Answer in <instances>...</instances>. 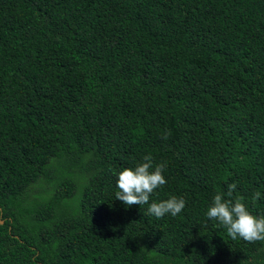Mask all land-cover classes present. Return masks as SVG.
I'll return each mask as SVG.
<instances>
[{"label":"trees","instance_id":"16d2710c","mask_svg":"<svg viewBox=\"0 0 264 264\" xmlns=\"http://www.w3.org/2000/svg\"><path fill=\"white\" fill-rule=\"evenodd\" d=\"M145 155L176 216L116 199ZM230 183L264 216V0H0V264H264Z\"/></svg>","mask_w":264,"mask_h":264},{"label":"clouds","instance_id":"9594fccd","mask_svg":"<svg viewBox=\"0 0 264 264\" xmlns=\"http://www.w3.org/2000/svg\"><path fill=\"white\" fill-rule=\"evenodd\" d=\"M168 135L166 132L162 138L166 140ZM165 169L166 163L163 162L154 166L151 155H145L134 168H123L117 173L116 199L129 207L148 204L147 212L156 218L181 213L186 206V201L182 197L171 196L166 200L150 203L154 191L167 183L163 175ZM236 188V183H230L227 185L226 193L215 194L207 208L206 216L223 226L233 240L240 238L249 243L264 241V216L253 215L243 202V197H236L233 200ZM260 197L261 193L257 191L253 194L252 200L256 201Z\"/></svg>","mask_w":264,"mask_h":264},{"label":"water","instance_id":"95a60500","mask_svg":"<svg viewBox=\"0 0 264 264\" xmlns=\"http://www.w3.org/2000/svg\"><path fill=\"white\" fill-rule=\"evenodd\" d=\"M1 223H3V221L1 220Z\"/></svg>","mask_w":264,"mask_h":264}]
</instances>
